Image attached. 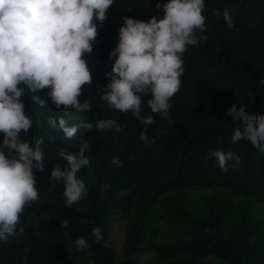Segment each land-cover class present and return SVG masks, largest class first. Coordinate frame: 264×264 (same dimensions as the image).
Returning a JSON list of instances; mask_svg holds the SVG:
<instances>
[{
    "label": "trees",
    "instance_id": "trees-1",
    "mask_svg": "<svg viewBox=\"0 0 264 264\" xmlns=\"http://www.w3.org/2000/svg\"><path fill=\"white\" fill-rule=\"evenodd\" d=\"M164 0H160L162 4ZM206 40L183 53L180 90L171 98L168 118L144 113L154 121L143 125L132 113L108 107L100 99L107 89L122 17L162 16L157 0H114L102 22L93 50L87 54L93 79L79 97L92 107L57 108L46 97L41 106L27 92L22 95L33 125L25 138L39 139L44 168L34 169L39 200L26 206L21 228L0 241V264H264V151L252 142H233L235 123L226 109L234 102L246 111L264 113V0H205ZM231 10L229 28L222 11ZM220 15H216V11ZM49 115H65L70 123L113 117L120 131L80 129L72 138L48 124ZM147 127L150 142L139 139ZM3 133L0 132V141ZM90 163L82 167L87 195L71 207L63 197L64 184L50 182L58 153L78 151L83 142ZM232 151L239 164L228 161L227 171L211 151ZM118 156L123 163L113 165ZM123 222L120 248L112 236ZM100 226L104 240L96 242L92 229ZM84 236L89 247L76 249ZM119 249V250H118Z\"/></svg>",
    "mask_w": 264,
    "mask_h": 264
},
{
    "label": "clouds",
    "instance_id": "clouds-1",
    "mask_svg": "<svg viewBox=\"0 0 264 264\" xmlns=\"http://www.w3.org/2000/svg\"><path fill=\"white\" fill-rule=\"evenodd\" d=\"M114 0H0V241L21 228V214L26 206L38 201L39 188L34 169L43 170L44 154L38 139L33 144L25 138L33 125L22 95L27 92L41 106L47 103L36 93L44 91L57 108L88 110L92 105L79 98L83 87L90 84L93 75L87 54L93 50L99 28L108 16ZM162 16L149 19L122 17L107 91L100 95L109 108L131 112L143 125H151L154 117L145 114L146 100L152 113L169 117L171 98L182 85L183 53L188 46L206 40L205 0H157ZM216 15H220L217 10ZM224 22L234 25L232 12L225 7ZM264 83V79L261 80ZM246 103L239 107L234 102L226 109L236 122L231 135L233 142L246 139L264 151V113L246 111ZM65 115H49L48 124L72 138L80 129L101 131L121 130V123L113 117L94 121L70 123ZM139 139L150 142L147 127ZM89 148L83 142L78 151H63L58 155L64 162H56L50 172L51 181L64 184L63 197L71 207L87 195L88 187L81 169L89 165ZM218 165L227 171L228 161L239 164L240 157L232 151L216 149L210 152ZM119 166L118 156L111 159ZM22 230V228H21ZM96 242L104 240L100 226L92 229ZM79 251L89 247V240L80 236L73 241Z\"/></svg>",
    "mask_w": 264,
    "mask_h": 264
},
{
    "label": "rangeland",
    "instance_id": "rangeland-1",
    "mask_svg": "<svg viewBox=\"0 0 264 264\" xmlns=\"http://www.w3.org/2000/svg\"><path fill=\"white\" fill-rule=\"evenodd\" d=\"M259 214L264 216V207L260 208ZM123 222L119 221L116 225V228L113 233V240L116 243V245L120 248L121 244L123 243V237H124V232H123ZM119 250V249H118ZM214 264H222V262L214 257L209 258Z\"/></svg>",
    "mask_w": 264,
    "mask_h": 264
}]
</instances>
